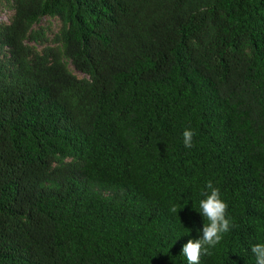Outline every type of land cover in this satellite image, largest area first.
I'll use <instances>...</instances> for the list:
<instances>
[{
  "label": "trees",
  "instance_id": "trees-1",
  "mask_svg": "<svg viewBox=\"0 0 264 264\" xmlns=\"http://www.w3.org/2000/svg\"><path fill=\"white\" fill-rule=\"evenodd\" d=\"M3 9L0 264H188L182 246L208 223L199 201L210 182L230 230L199 264H255L264 0Z\"/></svg>",
  "mask_w": 264,
  "mask_h": 264
},
{
  "label": "clouds",
  "instance_id": "clouds-1",
  "mask_svg": "<svg viewBox=\"0 0 264 264\" xmlns=\"http://www.w3.org/2000/svg\"><path fill=\"white\" fill-rule=\"evenodd\" d=\"M185 147L193 146L194 132L191 129L183 131ZM209 192L199 201V213L208 223L198 230V238L189 239L182 246V254L188 264H199L200 255L206 254L209 248L214 247L222 239L223 234L230 230V220L226 218L227 203L221 198L220 190L208 183ZM176 211V209H173ZM255 257V264H264V242H258L251 247Z\"/></svg>",
  "mask_w": 264,
  "mask_h": 264
},
{
  "label": "rangeland",
  "instance_id": "rangeland-1",
  "mask_svg": "<svg viewBox=\"0 0 264 264\" xmlns=\"http://www.w3.org/2000/svg\"><path fill=\"white\" fill-rule=\"evenodd\" d=\"M10 12H8L7 10L3 9L0 10V21H7L8 20V15ZM43 25L47 24V23H51L53 28L57 27V22L56 21H52V20H46L43 19L41 22ZM72 72L78 76V77H83V75L81 73H79L78 71H75L73 68H71Z\"/></svg>",
  "mask_w": 264,
  "mask_h": 264
}]
</instances>
